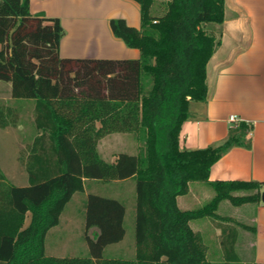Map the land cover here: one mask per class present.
<instances>
[{"label": "trees", "instance_id": "trees-1", "mask_svg": "<svg viewBox=\"0 0 264 264\" xmlns=\"http://www.w3.org/2000/svg\"><path fill=\"white\" fill-rule=\"evenodd\" d=\"M132 1L140 27L117 18L109 28L140 56L112 60L62 58L58 18L31 13L30 0H0V81L10 83L13 99L35 101L41 133L18 155L27 187L9 184L0 171V264H213L202 236L190 227L198 219L217 223L221 264H238L236 223L216 211L222 201L260 203L264 182H210L209 174L229 149H250L251 126L240 122L223 143L203 149L179 143L190 104L206 99V66L220 40L204 25L223 23L224 0H168L159 16L151 15L154 0ZM18 122V112L0 104V129ZM113 133L130 134L143 148L107 162L97 145ZM86 180H134L132 259L103 256L125 236V207L92 193L83 205L87 254L46 256L48 231ZM194 182L208 185L212 198L199 208L179 209L177 198Z\"/></svg>", "mask_w": 264, "mask_h": 264}, {"label": "crops", "instance_id": "crops-1", "mask_svg": "<svg viewBox=\"0 0 264 264\" xmlns=\"http://www.w3.org/2000/svg\"><path fill=\"white\" fill-rule=\"evenodd\" d=\"M29 3L31 13H42L46 17L60 20L64 30L59 46V55L62 58L121 60L115 56L116 49H124L118 47L116 37L108 28L114 0H30ZM154 4L155 0L152 6ZM204 29L213 33L220 40V44L206 66V99L204 102H193L189 106V119L184 122L180 132V148L203 149L223 143L232 127L228 119L235 116L251 126V147L229 149L211 167L209 181L264 182V0H224L223 23ZM0 104L15 109L19 115L16 127L0 129L5 131L0 135V150L4 151L5 157L0 163V171L9 184L27 187L28 176L25 167L18 161V155L41 134L34 122L35 101L13 99L10 83L0 81ZM95 126L98 128L100 125L96 122ZM122 135L136 140L127 133H113L99 140L97 150L105 161L113 163L117 155L109 151L106 153L105 144ZM138 147L135 144L130 146L128 154H135ZM127 181L129 180L111 183ZM96 184L99 182H84L85 197L94 193L86 187ZM74 196L75 194L72 198ZM212 196L208 185L194 182L190 184L188 194L177 198V205L181 210H192V202H206ZM228 204V201H222L216 213L236 223L234 252L238 264H264V204H230L233 210L229 209ZM222 206L230 211L229 214L219 213ZM82 211L84 214L83 207ZM63 214L64 212L59 225L50 229L46 235V256H53L51 251L49 254L47 252L48 238L62 224ZM30 219L31 214L27 213L24 228L29 225ZM191 222L190 227L203 240L208 235L216 239V246L222 255L220 229L209 219H200L197 222L195 220L193 226ZM89 232L92 237L95 230ZM249 233L252 236L248 238Z\"/></svg>", "mask_w": 264, "mask_h": 264}, {"label": "rangeland", "instance_id": "rangeland-1", "mask_svg": "<svg viewBox=\"0 0 264 264\" xmlns=\"http://www.w3.org/2000/svg\"><path fill=\"white\" fill-rule=\"evenodd\" d=\"M167 0H155L154 6L151 8V15L159 16L162 14L164 10V5ZM114 7V8H113ZM111 18L117 19L121 18L126 21L128 26L139 28L140 27V14H139V6L132 0H114V5L110 11ZM214 24H205L204 27H211ZM109 28V21H108ZM116 39V43H118V47H122L124 50L119 51L116 49L117 56L119 59H137L140 54L136 49H132L127 47L121 40ZM121 45V46H120ZM3 130V129H2ZM0 130V135H3L5 131ZM7 131V130H6ZM7 133V132H6ZM133 144L139 146L137 151L143 148V144L138 142L137 140L128 139V135L118 136L114 141L107 142L104 146L106 153L108 151L110 153H126L128 154V150L130 146ZM2 145L0 141V146ZM4 151L0 150V163L3 159H5L3 155ZM108 183V184H107ZM100 183L96 184V186L88 185L86 187L87 190H93L94 193L100 196H105L109 198H114L120 201L125 207V215H124V229L125 236L123 240L117 244H113L107 246L104 249L103 256L105 258H122V259H132L134 257V217H135V182L134 180H129L127 182L122 183ZM213 194V192H212ZM84 192H78L72 198V200L68 203L62 218V224L55 228L54 232L48 238V254L50 251L53 256L57 257H77V256H85L87 254V243L85 241V226L83 223V211L82 207L84 205L86 197L84 196ZM205 201H201L200 203L192 202L190 208L196 209L204 204ZM229 209H234L233 206L228 204ZM220 214H229V210L222 206L219 210ZM200 221V219L196 220ZM195 220L191 222L192 226L195 225ZM217 223L213 222V225L216 226ZM232 225V224H231ZM235 229L236 224L234 225ZM89 236L92 235L91 232L88 233ZM252 234H248V238L251 237ZM204 243L206 246V252L208 259L213 264H221L223 262V255L219 252L217 248L216 239L210 237L208 235L204 239ZM241 245H243V240H241Z\"/></svg>", "mask_w": 264, "mask_h": 264}, {"label": "built area", "instance_id": "built-area-1", "mask_svg": "<svg viewBox=\"0 0 264 264\" xmlns=\"http://www.w3.org/2000/svg\"><path fill=\"white\" fill-rule=\"evenodd\" d=\"M228 122L231 124L232 127H235L241 121L235 116H230L228 119ZM263 190H264V188H263Z\"/></svg>", "mask_w": 264, "mask_h": 264}, {"label": "water", "instance_id": "water-1", "mask_svg": "<svg viewBox=\"0 0 264 264\" xmlns=\"http://www.w3.org/2000/svg\"><path fill=\"white\" fill-rule=\"evenodd\" d=\"M261 203L264 204V193L261 195Z\"/></svg>", "mask_w": 264, "mask_h": 264}]
</instances>
